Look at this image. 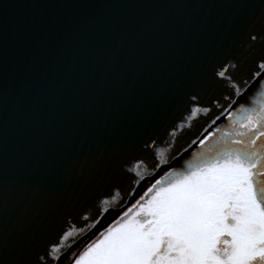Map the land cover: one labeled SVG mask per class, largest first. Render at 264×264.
Wrapping results in <instances>:
<instances>
[{
	"label": "snow or ice",
	"instance_id": "6c2138e0",
	"mask_svg": "<svg viewBox=\"0 0 264 264\" xmlns=\"http://www.w3.org/2000/svg\"><path fill=\"white\" fill-rule=\"evenodd\" d=\"M23 6L0 9V264H264V0Z\"/></svg>",
	"mask_w": 264,
	"mask_h": 264
},
{
	"label": "water",
	"instance_id": "95a60500",
	"mask_svg": "<svg viewBox=\"0 0 264 264\" xmlns=\"http://www.w3.org/2000/svg\"><path fill=\"white\" fill-rule=\"evenodd\" d=\"M31 2L32 0H0V9H3V15L11 25L18 18L38 11L37 9L23 6ZM5 5L7 7H5ZM193 131H195V129H193Z\"/></svg>",
	"mask_w": 264,
	"mask_h": 264
}]
</instances>
